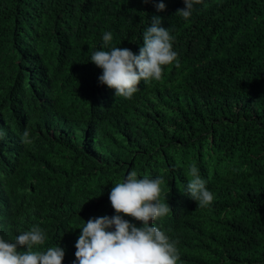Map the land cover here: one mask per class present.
<instances>
[{"label": "trees", "instance_id": "trees-1", "mask_svg": "<svg viewBox=\"0 0 264 264\" xmlns=\"http://www.w3.org/2000/svg\"><path fill=\"white\" fill-rule=\"evenodd\" d=\"M155 3L0 0V236L39 226V250L73 264L82 226L115 215L110 191L135 170L164 181L171 211L153 223L179 241V264H264V0H204L188 21L184 0ZM153 16L179 67L115 96L91 54H139ZM192 164L208 207L184 192Z\"/></svg>", "mask_w": 264, "mask_h": 264}, {"label": "clouds", "instance_id": "clouds-1", "mask_svg": "<svg viewBox=\"0 0 264 264\" xmlns=\"http://www.w3.org/2000/svg\"><path fill=\"white\" fill-rule=\"evenodd\" d=\"M143 3L155 0H142ZM185 7L177 14L188 21L195 5H203L204 0H184ZM158 11L165 9L163 2L155 3ZM112 33H103V45L112 41ZM143 46L139 54L127 47H111L110 50H95L90 61L102 69L98 77L101 84L114 89L115 96L131 99L139 89L141 81H160L167 66L179 67L178 54L173 50L175 37L167 28L161 26V18L153 16L151 25L142 36ZM0 133V137H2ZM22 143H32L26 129ZM187 184L184 192L197 202L201 208L214 201V194L207 189L195 164L189 166ZM161 177H138L135 170L112 187L109 200L115 215L89 219L75 243L73 264H179V241L172 239L165 231L155 225V221L168 215L171 208L162 201ZM130 216L140 221L142 226L124 219ZM46 233L39 226L5 240L0 236V264H63L65 251L60 246L39 250L46 242ZM21 248L26 250H20Z\"/></svg>", "mask_w": 264, "mask_h": 264}]
</instances>
